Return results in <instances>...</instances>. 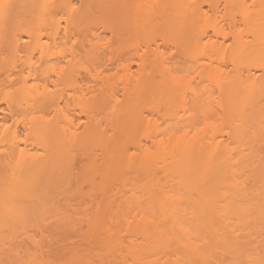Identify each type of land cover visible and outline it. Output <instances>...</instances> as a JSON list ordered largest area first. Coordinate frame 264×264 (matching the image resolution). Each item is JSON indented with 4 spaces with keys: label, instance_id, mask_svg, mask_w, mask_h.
I'll return each instance as SVG.
<instances>
[{
    "label": "bare ground",
    "instance_id": "obj_1",
    "mask_svg": "<svg viewBox=\"0 0 264 264\" xmlns=\"http://www.w3.org/2000/svg\"><path fill=\"white\" fill-rule=\"evenodd\" d=\"M107 1L108 0H83L82 6H80V8H77L74 7L76 5H73L74 1L72 0H53V2L51 0H0V253L4 254V251L6 253L11 250V252H9L8 254L11 253V255L13 256L14 253V256L16 255V257L18 258L20 257L21 253L18 252V250L16 249L17 247L14 246L16 247L15 251L13 248V242L17 241L16 239L19 238L14 236L17 233V236L20 235L21 238L26 239L27 241L29 240L28 242L32 244V246L36 245V252L34 251V249H32L33 251L30 250V248L27 249V251L29 250V253L30 251L32 252L30 253L31 255L28 253L26 254L28 256H24L29 259H26V263L24 260V264L52 263L50 262V260L48 263L44 261L45 259L47 261V259L49 258L47 256L49 252L46 255L41 252L44 256L48 257H42L43 259L45 258L43 261L38 258L37 253L38 255L42 254L36 248H40V251H43L45 249H43L44 246H42L41 248V245L39 244V241L37 239H39L40 237L43 238L44 236H40V234L38 235L40 237L37 238L38 236L34 237L37 234L34 235L33 233L39 231L38 229L40 228L38 227L43 223L41 219L45 218L46 220V218L52 216L51 214L55 216L59 214V211L62 209H59L58 207L60 202L59 196L62 195L64 191L68 192L70 190L67 188H69V186L72 187V180L76 181L78 179V177L76 178V176H78L76 174L79 173L81 169L79 168L80 171L77 170V172L75 173V152H77L78 150L80 151V153L82 152L81 155H79L80 153L78 151V154L75 157H83L87 153H89L88 155H86L87 159L90 156L88 160H92L95 157L96 160L98 157L97 155H100L97 154V148H101L102 152L103 149L105 150L106 141L107 143L108 141H110L111 145L109 143L108 146L111 150L109 151V149H106L107 151L105 150V152L108 155L106 157L105 153L102 156L104 158L101 159L106 165H109L110 163L112 164V162H109L108 159L109 157L112 158L111 156H113L114 151L117 152L115 153V155H117H114L115 157L109 160L113 161V159H115L114 161H116V163H114L117 165V168L119 167V170L121 169V167L123 168V166L127 165L132 168V166L134 165L133 168H135L139 174L144 171L143 174L146 173L150 181L152 179H158L155 180L156 182H150L148 180L149 183L147 182V185H149L148 188L146 187V189H150L149 193L153 192L150 193V195H153H149L152 200V205L151 203H145L146 208L144 209L146 210H144V212H147L144 213L143 216L140 215L142 217L138 215L137 218H134L135 221L131 218V220H133L131 222L130 218H127V220L122 216H118L120 209L123 206H129L128 200H126V205L121 206L125 203V201L122 204L121 202L120 204H118V201L117 204L119 205V207L118 205H115L117 207L114 208L116 213L114 212V216L111 215L113 219H109L112 220V224H110L111 226L107 223L110 215H108V218H106L107 221L103 219V213L101 214L103 218H100L99 215L95 216L92 220H90L91 218H89L88 224L91 231L93 230L97 232V230L99 229L98 231L100 234L103 233L104 235H106L105 239L103 237L104 235H98L99 237H103L104 241H106L105 243H107V240L109 239V242L113 241V243L111 244V247H113V249L111 250L109 247L110 244L108 246V244H105L103 242V239H100L101 241L98 239L100 245H103L104 243L106 247L105 251H101H108L107 253L109 255H113L111 260V256L108 257L109 255L107 253V255L104 254L107 258L105 256H102L101 254V257L103 259L100 258L99 261H102H98L99 263L105 261L104 264H119L118 262H121L122 260L120 264H182L183 262L187 264H264V2H261L263 0H256V3L254 2L255 5L253 4L252 0L251 2H249V0L247 2H245L246 0H240V2L237 0H225L226 12H228L227 9L229 7L230 13L234 15L239 13L241 15V21H244L243 23L241 22L242 25L245 26L244 28L241 26L244 31L241 30L242 28H239V31L241 33L236 32V29H234L233 31L232 27H236L234 25H230V29L234 32L232 33L230 31V34V32L227 33L226 30L220 28V26L217 27L216 23L213 26L212 23L207 21L212 26L210 27L214 30L215 34H218L217 36L223 35L224 39L229 38L231 35H233L231 37H234V41L232 40V44H230L228 48L226 47L230 50L226 51V48L224 49V44H220L221 46L223 45L222 48L219 44H217L218 47L220 46L217 50H222V52L216 51L217 54L219 53V56L217 55V57H215L216 59L211 57L213 60H217L219 58V62L221 60V57L222 62L228 61V59L231 60V64L235 65L233 68V70L235 71L233 72L234 75L232 72H230L232 74H230V76L229 73L226 72L227 77H225V75H221L222 73L225 74V70L223 71L220 68L219 70L218 68H213V70L211 69L210 75L208 74V77L210 79H213L212 81H214V84L212 85L216 84L215 86L216 88H218L217 90H220L219 92H221H218L219 96L221 97L219 98L220 100H216V103L219 104H217L218 109L222 112V122L218 119V123H216L215 120H212L204 124V127L202 126L201 128H197L196 126H194V131L193 129L188 130L183 127L184 129H186V131H179L182 133H179V135H176V132H173V134H170L172 136H170L169 139L168 137H163L165 136L164 130H158L157 135L155 133V136H153L154 138L151 136V141L149 139L150 137H147L145 139L146 141L149 139L151 146L145 145L146 142L144 143V145H142V141L140 142V146L137 145L139 148L135 144L137 150H140V152L138 150L139 153L138 155H136L139 157H135L136 159L133 158L135 155H133L132 157V153L127 152L125 146L126 144H123V150L121 149L122 146H120L121 148L118 147V145L121 144V142H119L120 139L115 142V138L118 136V134H120V132H117L123 130L124 127L126 128L132 125L128 119H130L134 114L132 113V111L134 108H136V106H133L131 108H129V106V109H124L128 105L123 106L124 108L122 106H119L121 109H119L120 111H118L121 114H119V112L116 110L118 112L117 114L113 109V113L120 117L116 119L117 121H114V115L111 114L112 109H109L110 113L107 111V114H111L112 116H110L112 117V119H114H111V123H108L109 120L107 121L109 126L108 128H115L117 122L116 128H112V130H110L111 132L113 131L111 134H109L110 132L107 133L108 131H106L107 125L105 129L102 125H100L102 121L100 122L98 117L95 116L91 118L92 120L89 119L90 122L85 124V126L82 124L83 126L81 129L80 126L77 127L78 124L75 125L72 122L73 120L69 118L66 112L64 113L65 110L62 109V106H60L61 103H67L68 97H65V92L59 90L60 92L56 91L58 92L57 94L51 89L53 91L52 92L49 90L50 87L46 83L51 79L53 74L55 76L57 75L59 81L60 79L62 80V83L66 82V84L68 85L71 84V79H75L73 77H75L78 69L77 64L79 62H77L78 60L76 58L78 52L76 54L75 51L72 53L73 58L66 61V67L61 65V59H59V57L64 58V55L62 54L63 52H60L61 55H59L58 57L57 53H55L56 48L54 49L53 47L57 46L55 44H53L52 46L51 44H49L50 50H55L54 52H50L48 44L44 43L43 41L44 37L57 39L59 38L57 36L61 35L64 32L63 35H66L65 38H68V36H70V33L74 32L73 34H76L80 30L79 28H81V26L83 25V20H85V23H87L88 19L86 18L89 17L90 21L94 16V12L105 10V8L108 7L109 3H107ZM127 1L128 0H126V2ZM202 1L204 3L205 0H201V3ZM208 1L209 0H207V2ZM257 1L261 2V5L260 3H257ZM15 2L17 6L15 5ZM126 2L125 0H123L121 4H124ZM212 2L210 1L209 3H211V6L214 7L215 5H218L219 1L217 0L216 2L215 0H213ZM110 3H112V0L110 1ZM151 3L147 6L149 7ZM187 3L188 0H181V2L180 0H159L158 3H155V5H158L156 6V8H159H157L156 11V8L153 7V9H155L151 10L153 11V13H151H158V16H163L162 13H164L165 15L171 13L167 15V20L165 19L166 16H163L164 19L160 16L158 18H160V21L161 19L162 21L166 20L165 22L170 24H173L175 22L172 27L179 29L178 32L180 33V35H185L187 33L185 32L186 29H194L193 34L195 39H201L199 41L202 44H199L201 45L199 47H201L202 49H206V47L211 46V52L215 51L217 46H213V43L204 42L203 45L202 39L204 38L205 33L202 30L203 26L201 27L200 23L203 19L206 20V15L205 13H203L204 10L201 6L202 4L199 3V1H194L192 5ZM127 4H124L123 6L125 7V9L129 10V5L126 6ZM246 4H248L249 7L248 5L246 6ZM258 5L260 6V8H258ZM11 8L12 10H10ZM172 8H174V10L170 12ZM230 8L231 10H234V12L235 10L237 12H231ZM59 10L67 12V15L69 16L67 23L70 28L67 26L65 28H60V26H62L60 25L61 19L56 18L55 16L56 11ZM14 11L16 12L13 13ZM26 11L29 13V15L32 13V19L31 21H27L24 24L23 22H25L26 19H24L21 14H24L23 16H25ZM35 11L39 13L38 18L36 16H33L35 14ZM12 15H14L15 17L14 20L12 19L13 21L11 20V17H13ZM225 15L227 16L228 14ZM174 16L176 17V19L174 18ZM237 16L239 17V15H236V17ZM8 17L12 22H16V18L19 19L18 17H21L18 23V27H15L16 23L15 25H13L14 23L9 22ZM171 17H173V19H170ZM227 17H229V15ZM184 18L187 20H185ZM232 18L233 17L230 16V20ZM180 19L183 20L180 21ZM6 20L8 21V23L6 22ZM34 20H36L37 22ZM20 21L23 22L21 23ZM190 21L192 22V24ZM31 22L32 24H34L32 25ZM154 22L156 23L155 20ZM235 22L236 20L234 18V23ZM9 23H12L13 27ZM8 24L12 27V30H9L10 27H8ZM21 24L23 25V29L20 26ZM26 24H28L29 26L25 27ZM179 24L181 28L178 26ZM190 24L191 26H193L191 27ZM197 24L200 25H198V27L196 28ZM19 26L20 31H17L19 29ZM14 28H16L17 30ZM245 28L247 32H245ZM61 29L64 30H62L61 32ZM198 29L199 32H201L200 35ZM14 30H16V32H18L19 34L13 33ZM182 30L184 31V33H181ZM4 32H6L7 34ZM10 32L11 35L9 34ZM8 35H10V37ZM24 36L26 38H22ZM249 37H251V40H249ZM5 40H7V42ZM206 43L208 44V46ZM32 46L34 47L32 48ZM5 47L7 53L4 52ZM32 49H36L37 52L39 51L40 53L39 57L35 56L36 59L33 56ZM2 51L4 52V54H6L4 55ZM22 51H26L29 56L24 57L22 55L24 57L23 58L20 55L23 53ZM153 51L154 49L150 47V50H145L142 54H140L141 56L137 55L138 61L141 63L145 62V65H149L150 63V66L153 65V67L159 66V64L162 63L159 62V58L161 57L159 53ZM37 52H35L34 54H36ZM216 52H213L211 54H214L216 56ZM74 53L76 55H74ZM148 53L152 54L148 55ZM130 54L124 57H114L110 59V66L112 65L113 67H119V69L121 68V70L127 72V75H130V77L127 76L130 78H128L129 81L131 79H134L132 78L133 74L130 73L133 65L137 64V62L135 61L137 52L134 56L133 54ZM226 54L230 56H227ZM30 55L32 56L30 57ZM224 55H226V60L224 59ZM147 56H149L150 58H147ZM32 58H34L35 60ZM63 58L61 61H63ZM241 68H244L243 70L246 69V75L242 72V70L240 72L239 69ZM236 70H239V73ZM125 72L123 73L125 74ZM211 74L213 76H211ZM57 77L56 83L58 81ZM63 79L66 81H63ZM172 79L174 80L175 78ZM134 80H136L134 81L135 83L137 82L138 85L140 84L138 90H140V88L142 89V85L143 88L147 86L146 88H151L152 90H154L155 87L157 88L158 86L155 83L156 81L151 73L138 76V78ZM76 82L78 83L77 80ZM131 82L129 83H134ZM42 83L44 84V86L41 85ZM46 84L48 85L49 89L47 88ZM134 86H136V84ZM80 89L82 92L83 88L80 87ZM195 92L193 91L192 93L196 97H199V94L197 92V94H195ZM203 98L204 100L208 99L205 98V95H203ZM118 103L119 102H117V104ZM99 105L100 104L97 105V109L92 111L93 113L105 110L104 107H102V104L101 108H99ZM110 105L111 104H109V106ZM118 105H120V103ZM109 106H107V108H109ZM113 106L111 105L110 108H112ZM98 108L100 109V111ZM114 108H116V105ZM135 111L137 110L135 109ZM103 112L106 113V111ZM139 117L140 118L137 121L140 124L144 122L143 126L146 125V127H148V121H146V117ZM95 118L97 119V121ZM143 118L144 121L142 122ZM183 119L185 118L178 120L177 124L182 123V121L184 122L186 120ZM123 121H125L126 123H124ZM127 122L129 123V125ZM145 122L147 123L145 124ZM101 126L105 129V132ZM121 126L123 129L121 128ZM183 128L181 130H184ZM116 129H118V131ZM115 130L117 131L116 133L114 132ZM190 131H192L193 133L190 134ZM113 133H115L116 135ZM226 135L227 139H225ZM118 138L119 136L117 137V139ZM137 142L139 144V141ZM93 149L96 152L94 153L96 154L94 155V158H92L93 153L90 155ZM125 152L129 153V155ZM124 155L126 156L124 157ZM127 155L128 159H126ZM78 160L80 164V159ZM106 161H108V163ZM81 163L82 165L80 164L81 166L79 167H81L82 170L85 171L83 168V161ZM96 163L97 164H94L95 166L99 165L97 161ZM114 163L113 166H115ZM105 164L103 166L101 162V165H99L101 167V172H97V174L100 173L102 175L104 173L103 175H105V173L107 172L105 171V168L107 170V166H105ZM95 166H93L94 169ZM99 166H96L98 167L96 171H99ZM89 167L91 166L89 165L86 171L91 169ZM116 167L110 168H113L115 170L114 173L116 175H119L120 178L126 177V175L128 174L130 175L129 172L131 170H128V174H125V176L123 174V176L121 177L120 172L122 171L115 169ZM241 168L245 173L242 172ZM109 170L110 169L108 168V171ZM134 170H132L133 173L131 172L130 176L134 174ZM83 171L79 173L81 175H79V177L81 178L85 173ZM158 172H164L162 175L166 173L167 175L165 174L164 176L167 179L170 178L168 180L174 179L177 181L178 179H180V182L178 181L177 183L179 186L181 185L180 188L182 190L185 189L184 191L187 192L191 190V192L197 191L195 194L191 192L187 194L188 196L198 195V199L195 198V200L191 198L192 200L189 199L188 202L183 199L181 200L182 202L180 201V205V203L176 202V200H174L171 195H168V192H171V190L165 189L167 185L166 182L168 180L165 182L166 185L163 182L161 183L162 180L160 179H164V177L162 178V176H158ZM138 173L136 176L137 180H139ZM100 174H98V176ZM143 174L139 177L144 178ZM105 176H102L104 179L100 180L107 181L105 182L107 184L110 183L109 180L105 178ZM99 177L97 179H99ZM81 178L79 179L81 180ZM136 178L134 179L136 180ZM88 180L90 181L89 178ZM89 181L87 183L91 182ZM78 184L79 183H77V185ZM103 184L104 183H102V185ZM95 185H97V183ZM158 185H160L161 187H159ZM98 187L101 188L102 186L100 185ZM98 187L95 186L93 189ZM65 189H67L68 191H66ZM188 196L187 198H189ZM183 201L187 204H185ZM183 203L184 205H182ZM64 205L68 207L67 203ZM64 205H61V207H64ZM178 205L183 208H179L180 206ZM185 206H187L188 208H186L185 210H188L187 212L190 211V213L186 212L188 214L187 218H182L180 216L181 212L176 213L175 208L176 210H178L179 208V210H182L183 212ZM125 208L126 207H124V209ZM190 208H192V210ZM116 209H118V212ZM123 210L121 212H125V210ZM64 212H67L66 208ZM108 213L110 214V212ZM60 214H64L65 216V213L61 212ZM34 217L36 218L35 220ZM114 218L116 219L115 222H113ZM238 218L244 220L246 224H250L253 227L250 226V229L248 228V226L243 228V225L241 227L240 224L234 226V224L232 223V219H237L239 221ZM183 219H188L190 222L194 223L193 227L195 228V230H192L193 232H191V229H189V227L192 226L188 225V223L190 222L186 220L187 222L185 221L184 223ZM29 221L32 223H29ZM134 222L136 223V225ZM113 223H115V225H113ZM125 224L127 230L126 228H124L125 226H123ZM183 224H186L187 228L184 227ZM24 225L25 229L24 227H22ZM107 225L112 229L114 226V230L111 231V229L108 228ZM239 226L243 230L240 229ZM21 227L24 230H21ZM26 227L29 228V230H33L31 228L34 227L35 231L31 233V236L28 235L30 237H26L27 235L24 234L25 232H29ZM122 229H124V231H128L129 233L127 232V235L130 234L132 238L131 240V238L128 237L129 244L126 242V239V243L124 241L122 242V245H129H124L125 247H127V253L123 249L124 246L122 247L121 245V241L123 240H121V235L125 236L123 233L126 234V231L124 232L122 231ZM41 230L43 232V228L40 229V231ZM241 230L243 232H241ZM21 234L24 235L21 236ZM108 236H110L109 239L107 238ZM14 237L15 240L13 241ZM244 238L246 239L244 240ZM7 240H9L8 242H10L11 244H13L11 245L9 243V245H7ZM41 241L44 242V238ZM256 242L257 245H255ZM102 245L100 247L104 246ZM106 245L108 246V248ZM5 246H11L12 248L8 247L6 249ZM120 247L121 249H123V251L120 249ZM5 249L8 251H6ZM120 250L122 252H120ZM48 251H50V249H48ZM109 251L111 253H109ZM123 252L126 254V259H121L122 254L124 255ZM75 257L76 256L74 255L73 258L75 259ZM104 258L107 260V263ZM72 259L71 264L76 261L74 259L73 261ZM116 259L119 260L116 261ZM76 262H79V260ZM21 263L22 262L20 260V264Z\"/></svg>",
    "mask_w": 264,
    "mask_h": 264
},
{
    "label": "rangeland",
    "instance_id": "obj_2",
    "mask_svg": "<svg viewBox=\"0 0 264 264\" xmlns=\"http://www.w3.org/2000/svg\"><path fill=\"white\" fill-rule=\"evenodd\" d=\"M51 1L53 2V0H51ZM72 1H74L73 5L74 4L76 5L74 7H77V8L78 7L80 8V6H82V4H83V0H72ZM110 1L111 0L107 1V3H109V4H108V7L105 8V10H102V11L99 10V11L94 12L93 13L94 16L92 14L93 17H92V19L90 18L91 19L90 21H89V17L86 18V19H88L89 23L87 21H86L87 23H85V20H83L85 24L82 23L83 24L82 25L80 23L82 26H81V28H79L80 30L78 32H77L78 29L76 30V32H77V33L75 32L76 34H73L74 32L70 33V36H68V38H65L66 35L64 36L63 35L64 32H63L61 35L57 36L59 38L56 37L57 39H51V38H46V37H44V39H43L44 43L48 44V48H49L50 52H54L55 50L51 51L49 44H51V46L53 44H55L57 46V47H55V46H53V47H54V49L56 48L55 53H57L58 57L63 52L62 53L64 55V58L62 57L63 61H61L62 60L61 57H59V59H61L60 64L63 65L64 67H66V61L73 58L72 53L76 51V54H77V52H78V55H76L74 53V55H76V58L78 60L77 62H79V63L77 64L78 69H77V72L75 74V77H73L75 79H73V80L71 79V81H72L71 84L68 85V84H66V82L62 83L61 79H60V81H61L60 82L57 75L55 76L53 74H52L51 79L48 82H46L50 87V89H49L48 85L46 84L47 88L50 91L53 90L54 92H56V91L60 92L62 90V92H65L64 94L66 96L65 95L64 96L68 97L67 103L64 102L63 104L62 103L60 104V106H62V109L65 110V111L63 110L64 113L66 112L68 114L69 118L73 120L72 122L75 125L78 124L77 127L80 126L81 129H82L83 125L85 126V124L90 122L89 119L93 118V116L98 117L100 122L102 121L100 125H102L105 129H106V125H107L106 131H108L107 133L110 132L109 134H111L113 131L111 132L110 130H112L113 127H111V129L108 128L109 127L108 123L112 122L111 121V119H112L111 114L114 115L115 120L112 119L114 121H117L116 119L120 118L118 115H115V113H113L114 110L118 111L119 109H121L119 106L123 107V106L128 105L125 108L123 107L124 109L128 108L129 106H130L129 108L136 106V108H134L133 111H135V109H136L137 111H135V112H137V113L132 111V113H134V114L133 115L131 114L132 117L130 119H128L132 125L130 127H126V128L122 125L124 127V129H123L121 126V128L123 130L118 131V129H116L118 132L116 130L114 131L115 133L120 132V134H118L119 138L117 139L118 136L115 138V142L120 139L119 142H121V144L118 145V147L122 146V148L121 147L120 148L123 150V148H124L123 144H126L125 146H126L127 152L132 153V155H131L132 157H133V155H135L133 157L134 159H136L135 157H137V158L139 157L136 155H138V153L140 152L139 149H138L139 152L137 150V147L140 146V142L142 141L141 142L142 145H144V143L146 142L145 145L151 146V143H150L151 136L152 137L155 136V133L157 135L158 130H164L165 136H163V137L164 138L168 137V139H169V137L172 136L170 134L171 133L173 134V132H176V135H179V133L182 134L179 131L184 132V131H186V129H188V130L193 129V131H194L195 130L194 126H196L197 128H199V127L201 128L202 126L203 127L205 126L204 124H206L212 120H215L216 123H218L217 121L222 119L221 118L222 112L218 109L219 104L216 103L217 102L216 100H220L219 98L221 97L218 94V92L220 90L219 91L217 90L218 88H216V86H215L216 84L212 85V84H214V81H212L213 79H210L208 76L210 75L211 69L213 70V68H215V69L218 68V70H219V68H220L223 71L225 70L224 71L225 74L222 73L221 75H223V76L225 75V77H227L226 72H228L229 75L231 74L230 72H232V73L235 72L233 70L235 65L231 64L232 62L229 59H228V61H225V62L223 61L224 62L223 63L222 57H221L220 62L218 61L219 58L217 60H213L211 57L216 59L215 57H217V55L219 54V53L217 54L216 51L222 52V50H217L221 46L220 44L225 45L224 49L226 47L228 48V46H230V44H232V40L234 41V37H231L233 35H231L230 37L228 35L229 38L224 39L223 35L217 36L218 34L217 35L215 34L214 30L211 28L212 26L210 25V23H212L213 26L216 23L217 27L220 26V28H223L224 30H226L227 33L230 31L232 33H234L233 32L234 29H236L235 30L236 32L241 33L239 30L242 27L243 28L245 27L244 25H242V23L244 21L243 22L241 21V17H240L241 15L239 13H237L235 15L230 13L229 7L227 9L228 12H226L225 0H218L219 1L218 5H215L214 7L211 6V3H209L210 1L212 2L213 0H209L208 2H207V0H205L204 3H203V1L201 3V0H188V3L190 5H192L194 1L195 2L199 1V3L202 4L201 6L204 10L203 13H205V15H206L205 16L206 20L202 18L205 21L202 20L203 21L202 22L200 20L201 21V23H200L201 27L203 26L202 30L205 33V36L202 39L203 45H204V42H208V43H213L212 44L213 46H217L216 50L211 52V48H210L211 46H208L207 43L206 44L208 47H206V49H202L201 47H199V46H201L199 44H202L199 41L201 39L200 38L195 39L194 34H193L194 29L189 28V30H187L186 29L187 25H186L185 32H187V33L185 35H180V33L178 32L179 29L172 27V25L175 22L173 24L172 23L171 24L166 23L165 21L167 20V15L171 14V13H168L166 15L164 13H162L163 16H166L165 21H162V19L160 21V18H158V17L160 16L162 18L163 16H161V15L158 16V13L152 14L153 11H151V10H154L156 8V6H158V5H155V3H158L159 0H148V1L147 0H131V1L128 0L127 2L125 0L126 3H124V4L128 3L126 6L129 5L128 6L129 10L125 9V7L123 6L124 5L123 3L121 4V2L123 0H112V3L114 5L112 3H110ZM161 1H163V0H161ZM215 1L217 2V0H215ZM237 1L240 2V0H237ZM247 1L248 0H246L245 2H247ZM252 1H253V4L255 5L256 0H252ZM180 2H181V0H180ZM249 2H251V0H249ZM261 2H264V0ZM261 2L257 1V3H260V5H261ZM150 3H151V5L149 6L150 7L149 8L147 5H149ZM184 3H185V1H184ZM15 5H16V2H15ZM247 5L248 4H246V6ZM250 5H251V3H250ZM153 7H155V8L153 9ZM248 7H249V5H248ZM157 8H159V7H157ZM157 8L155 9L156 11H157ZM258 8H260V6ZM10 10H12V8ZM24 10H27V9H24ZM127 10H128V13H127ZM173 10H174V8H172L170 10V12H172ZM230 11L234 12V10H231V8H230ZM15 12L16 11H14L13 13H15ZM235 12H237V11L235 10ZM17 13H18V11H17ZM154 13H156V12H154ZM25 14H26L25 16H23L24 14H21L22 17L24 19H26L25 22L22 21L24 24L27 21H31V19H32V16H31L32 13L29 15V13L26 11ZM122 14H123V18H122ZM225 14H228L229 17H227L228 15L226 16ZM230 14H232L234 16H232ZM38 15H39V13H37L35 11V14L33 16L34 17L36 16L38 18ZM236 15H239V17L237 16L238 19H237ZM12 16L14 17V15H12ZM55 16H56V18L61 19L60 25H62V26H60V28H62V27L65 28L66 26L70 28V26H68V23H67L68 19H69L67 12L59 10V11H56ZM176 16H178V15H176ZM230 16L233 17L231 20H230ZM13 17H11V20L15 19V17L14 18ZM18 18L19 19L16 18V22H12L13 20L10 21V19L8 17L9 22L14 23L13 25H15V23H16L15 27L16 26L18 27V25H19L18 23H19V20L21 17H18ZM23 18H22V20H23ZM174 18L176 19L175 16H174ZM234 18L236 20V22H235L236 24L234 23ZM163 19H164V17H163ZM170 19H173V17H171ZM36 20H34V21H36ZM154 20L156 21V23L154 22ZM182 20L180 19V21H182ZM185 20H187V19H185ZM188 21H189V19H188ZM207 21H209L210 23ZM230 21H231V24H230ZM237 21H239V22H237ZM6 22L8 23L7 20H6ZM7 23H5V24H7ZM12 23H9V24L12 26ZM207 23H209V24H207ZM31 24H32V22H31ZM191 24H192V22H191ZM191 24H190V26H191ZM200 24H197L196 28ZM10 25L8 26V27H10V29L9 28L8 29L12 30L13 26L11 27ZM230 25L236 26L235 28L232 27L233 31L230 29L231 28ZM20 26L22 27L23 25L21 24ZM20 26H19L18 30L16 28H14V29H16L17 31H20ZM26 26H29V25L26 24L25 27ZM178 26L180 27V24ZM199 28H200V26H199ZM243 28L241 30H243ZM22 29H23V27H22ZM16 30H14L13 33H18V32H16ZM62 30H64V29H61V32H62ZM183 30L181 31V33L182 32L184 33ZM195 31H196V29H195ZM198 32H199V29H198ZM231 32H230V34H231ZM245 32H247L246 28H245ZM4 33H6V32H4ZM200 33L201 32H199V35H200ZM9 34L11 35V32ZM243 34H245V33H243ZM10 35H8V36L10 37ZM207 35H208V37H207ZM8 36H6V37H8ZM251 37H249V40H251L250 39ZM22 38H26V37L24 36ZM5 41L7 42V40H5ZM214 43H215V45H214ZM217 44H219L220 46L218 47ZM222 46H221V48H222ZM33 47L34 46H32V48ZM150 47H152V49H154V51L159 53V55L161 57V58H159L160 59L159 62H162V63H160L161 65L159 64V66H157V67H153V65L150 66V63H149V65H147V64L145 65L144 64L145 62L141 63L138 61L137 55L141 56L140 54H142L147 49L150 50ZM227 48L225 49L226 51L230 50ZM51 49H52V47H51ZM6 51L7 50L5 47L4 52H6ZM4 52H3V54H4ZM25 52H23L20 55L21 56L23 55L24 57L29 56L27 54V52L26 53ZM35 52H37V50L32 49L33 56L36 59V57L40 56L39 55L40 53L38 51L36 54H34ZM136 52H137V54H136ZM213 52L214 53L216 52V56L214 54L213 55L211 54ZM32 53H29V54H32ZM130 53L133 54V56L136 54L135 61L137 62V64L133 65V68H132L131 73H130V74H133V76L131 75L132 78L136 79V78H138V76H142V75H146L147 73L148 74L151 73V75L154 77V79L156 81L155 83L158 85L157 88L155 87V89L153 88L154 90H152L151 88H146L147 86H145L143 88V85H142V89L140 88V90H138V87L140 84L138 85L137 82L135 83L134 81H136V80H134V79H131L129 81L128 78L130 77V75H127L126 74L127 72L121 70V68L119 69V67L117 68V67H113L112 65L110 66V59L111 58L124 57L126 55H129ZM228 53H229V51H228ZM149 54H152V53H148V55ZM57 55H55V56H57ZM226 55H224L225 60L227 59ZM31 56L32 55H30V57ZM227 56H230V55H227ZM30 57H29V59H30ZM34 58H32V59H34ZM147 58H150V57L147 56ZM29 59H26V60H29ZM138 63H139V65H138ZM109 68H110V70H109ZM243 69L241 68L239 70H240V72L242 70V72L246 75V71H245L246 69L245 70H243ZM119 70H120V72H119ZM239 70H236V71L238 72ZM123 72H125V74ZM233 75H234V73H233ZM127 76H129V77H127ZM211 76H213V75L211 74ZM56 77L58 78L57 80L59 81V83L57 81L58 84L56 83ZM172 78H175V79L173 80ZM209 79L212 82H210ZM76 80L78 81V83L76 82ZM63 81H66V80L63 79ZM128 81L134 82L133 84L134 85L136 84L137 89H136V86H134L133 84H130ZM137 81H138V79H137ZM54 82H55V84H54ZM41 85L44 86L43 83ZM159 85H161V86H159ZM80 87L83 88L82 92H81ZM54 88H55V90H54ZM193 91L194 92L196 91L199 94V97H196L192 93ZM58 92H56V93L58 94ZM196 92H195V94H197ZM219 93H221V92H219ZM83 94H85V95H83ZM203 95H205V98H208V99L211 98V99H209V101H208V99L204 100ZM117 102H119L120 105H118L119 103L117 104ZM98 104H100L99 108H101V104H102V107H104L105 110L101 109L102 111H100V109L98 108L99 111L102 113L98 112L97 110L96 111L98 113L97 112L93 113L92 111L97 109ZM109 104H111L112 106L114 105V106L112 108H110L111 105L109 106ZM115 105H116V108H114ZM105 106H106V108H105ZM107 106H109V108H107ZM109 109L110 110L112 109L111 110L112 113L108 115L107 111L110 113ZM103 111H106V113ZM117 111H116V113L118 114V112L120 110L118 112ZM67 114H66V116H67ZM119 114H121V113L119 112ZM62 115H64V114H62ZM142 115L144 116V118L146 117V119H147L146 121H148V124H147L148 127H146V125L143 126L144 118L142 120L143 123H141L142 125L137 121L140 118L139 116H141V118L143 117ZM122 117H123V115H122ZM128 117H126V118H128ZM219 117H220V119H219ZM182 118H185L186 120L183 119V120H185L184 122L182 121V123L177 124L178 120H180ZM63 119H64V116H63ZM123 119H125V118H123ZM96 121H97V119H96ZM107 121H108V123H107ZM123 122L126 123L125 121H123ZM221 122H222V120H221ZM97 123H99V122H97ZM113 123H115V122H113ZM146 123L147 122H145V124ZM149 123L151 126L149 125ZM116 125H117V122H116ZM116 125H115V128H116ZM128 125H129V123H128ZM183 127H185L186 129H184ZM115 128H113V129H115ZM117 128H118V126H117ZM182 128L184 130H181ZM105 129H104V132H105ZM115 133H113V134H115ZM192 133L193 132L190 131V134H192ZM105 136H107V135H105ZM147 137H150L149 138L150 141H149V139L147 141L145 140ZM225 139H227V135L225 136ZM166 140H167V138H166ZM104 141H106V140H104ZM137 141H139V144ZM109 143H110V141H108V143L106 141L105 150L106 149H109V151L111 150L110 147L108 146ZM112 144H113V142H112ZM135 144H136V146L137 145L138 146L136 147ZM110 145H111V143H110ZM135 147H136V149H135ZM114 148H116V147H114ZM98 149H99V147L97 148V150L95 148V150L97 151V154H100V155H97L98 156L97 159L100 161V163L97 159L95 160L96 157L94 155H96V154H94V153H96V152L94 151V149L90 153V155L93 153V157L91 156L92 158L95 157L92 160L91 159L88 160L90 158V156L87 159L86 155H88L89 153H87L85 155L86 157L85 156L75 157L78 154L79 150L77 152H75L76 153V155L74 156V158H76L75 159L76 161L74 162V166L76 167L75 173L77 172V170L80 171V169H81L80 172L83 171L82 168L79 167L82 165V163H81L82 161H83V165H84V167L83 166L82 167L85 170L83 172H85V173L83 174L84 178L83 177L81 178V177H79L80 172L78 171L79 173L76 174V175H78V176H76V178L78 177V179H77L78 182H77V180L76 181L72 180V183H73V184H71L72 187L69 186V188H67L70 190L68 191L67 189H65L68 192L64 191L65 193L63 192V194L60 195L61 198L59 196V201L60 202L62 201V202H61V204L59 202L58 207H59V209L62 208L64 211L66 208L67 212H64L61 209L59 211V214H58L60 216H58V215L55 216V215L51 214L52 216H49L48 218H46V220H45V218L41 219L43 221V223L41 221L42 225L39 226L38 228H40V229L43 228V232L45 231L44 233L42 232V230L40 231V229H38V230L41 233L37 230L36 231L38 233L34 232L35 231L34 227L31 228L33 230H29V228H27L28 226L26 227L29 230V232H27L28 234L26 232L25 233L23 232L24 234L27 235V236L25 235L26 237H30L32 232H34L33 233L34 235L37 234L34 237H37L40 234H41L40 236H44L43 237L44 242L41 241L43 238H41L40 236H38L37 238L40 237L41 239L39 238L40 240L39 239H37V240L39 241L41 248H42V246L45 247V248L43 247V249H45V250H43L45 253L43 251H40L41 250L40 248H36V249H38L39 252L40 253L42 252L44 255H46L48 252L50 254L48 253V255H47L49 257L48 258L47 256H44L42 253H41L42 255H40V254L38 255V253H37V256L40 260L43 261L47 257L48 258L47 261H46V259L44 261L48 263L50 260V262H52L50 264H67V263L71 264V259L75 255L76 257H75V259L74 258L73 259L76 261L79 260V262L75 261L72 264H75V263H78V264H104L105 261L99 263L100 261H102V260L99 261V259L100 258L103 259L101 257V254H102V256H105L104 254H106L108 252L107 250H106L107 252L101 251V250L105 251V249H106V247L104 245V243L106 242V241H104L106 235H104L103 233L100 234L98 231L99 229L97 230L98 234H97V232H95L93 230L91 231L89 224H88L89 218H91L90 220H92L95 216H98V215L101 218L102 217L101 214L103 213L104 218L103 217L102 218L105 221H107L106 218H108V215H110L108 218V222H107L108 225H110V224H112L111 223L112 220H109V219L112 218L111 215L114 216L113 215L115 212L114 208H117L115 205L120 204V202L122 204V203H124V201H125V203L122 204L121 206L126 205L127 204L126 200L129 201V203H128L129 206L126 205V206H123L121 209L119 208L120 212H119L118 216H122L124 219L130 218V220H131V218L132 219L137 218L138 215L143 216L144 213L147 212V211L144 212V210H146V209H144V208H146L145 203L150 204L152 202L151 197H149V195H150V193H153V192L149 193L150 189H146V187L148 188V185H149V184L147 185V182L149 183V181H150L147 177V174L146 173L143 174L144 171L142 173L140 171L141 174H139L138 171L135 168H133L134 165L132 166V168H130L129 166L126 165V166H123V168L121 167V169L119 170V167L118 168L116 167L117 165L115 164L116 163V161H114L115 159H113V161L109 160V159H112L113 157H115L117 155V154L115 155V153H117V152H114V151H113V156H111L112 158H110V157H109V159L107 158L109 162H112V164L110 163L111 166H110V164L106 165L104 163V161L101 160L102 158H104L102 156L106 152L104 149L102 152H101V148L99 150ZM79 153H80V151H79ZM81 153L79 155H81ZM126 154L129 155V153H126ZM107 155L108 154L106 153L105 156L107 157ZM128 155H127L126 159H128ZM125 156L126 155H124V157ZM80 157H82V158H80ZM106 157H105V159H106ZM78 159H80L81 165L79 164ZM92 161H93V163H92ZM96 161L98 162L99 165H101V162H102L103 166H104V164H105V166H107V170L105 168V171H107L106 172L107 175H106V173H105V175L107 177L105 175H103L104 173L102 175L100 173H98V174H100L99 175L100 177L98 176L97 172H101L100 171L101 167L99 165H96V166H99V171L98 170L96 171V169L98 168L94 165V164H97ZM108 161H106V162L108 163ZM76 162H77V164H76ZM90 163H92V164H90ZM113 163L115 164V166H113ZM123 164H126V163H123ZM89 165L91 166V167H89L91 169L86 171V169H88L87 167ZM93 166H95V169L93 168ZM110 167H116L115 169L122 171V172H120L121 177L123 176V174H124V176H125V174H128L127 172H129L130 170H131L129 172L130 175H131L132 170L135 169L136 171L134 170L135 175L132 174V176H130L128 174V175H126V177L120 178L119 175H116L114 173L115 170L113 168H110ZM108 168L110 169L109 171H108ZM241 170H242V168H241ZM239 171H240V168H239ZM136 172L139 174V176L143 174L144 178H141L138 176L139 180H137V178H136L137 173ZM242 172H243V170H242ZM93 173L95 174V176ZM116 173H117V171H116ZM158 173H159V174H157L158 176H160V177L162 176V178L164 177V179L159 178L160 180H162L161 183L163 182L165 184V182L168 179H170V178H168V179L165 178L164 175L166 173L164 175H162L164 172L163 173L158 172ZM243 173H245V172H243ZM90 176H91V178H90ZM102 176H105V178H107L110 183L107 184V183H105L107 181L100 180V179H104ZM145 176H146V178H145ZM98 177H99V179H97ZM79 178H81V180ZM88 178L90 179V181L93 178L92 179L93 182L92 181L90 182L88 180ZM132 178H133V180H132ZM134 178H136V180ZM157 179H154V180L152 179L151 181L153 182ZM94 180L95 181L97 180V181L95 182ZM179 180L180 179H178L176 181L173 179V180H168L166 182L167 185L166 184L165 185L168 188L165 187V189L171 190V192H168V190H167V192L169 193L168 195H171L173 197V199L176 200V202L180 203V205L182 202L181 200H183V199L186 202H188L189 199H191V198H193V199L197 198L198 199V195L197 196L196 195L188 196L187 193L191 192L192 190L189 192L184 191L185 189L182 190L180 188L181 185L179 186L177 184ZM88 181L90 183H87ZM74 182H75V184H74ZM77 183H79V184L77 185ZM96 183H97V185H95ZM102 183H104V184L102 185ZM105 184H107V185H105ZM100 185L102 186L101 188L98 187ZM95 186L98 188L93 189ZM158 186L161 187L160 185H158ZM196 192L197 191L191 192V193L195 194ZM61 193H62V190H61ZM67 193H68V196H67ZM63 195L67 196L68 198L63 196ZM151 195H153V194H151ZM154 195H155V193H154ZM189 195H191V194H189ZM156 196H157V194H156ZM156 196H155V198H156ZM187 196L189 198H187ZM118 201H119V203L117 204ZM66 203L68 204V207L66 205H64ZM184 203L182 205H184ZM185 204H187V203H185ZM188 204H190V203H188ZM61 205H64V207H61ZM151 205H152V203H151ZM180 205H178V206H180ZM118 207H119V205H118ZM124 207H126V208L124 209ZM179 208L182 209L183 207L180 206ZM179 208H178V210H176V208H175V212L176 213L181 212L180 216L182 218L183 217L187 218V215H188L187 213H190V211L187 212L188 210L187 211L185 210L187 208V206H185L183 212H182V210H179ZM123 209L125 210V212H121ZM190 209L192 210V208H190ZM116 210L118 212V209H116ZM193 211H194V209H193ZM61 212L65 213V216H64V214H60ZM108 212H110V214ZM48 215H50V214H48ZM142 216H140V217H142ZM178 218H179V216H178ZM35 219L36 218L34 217V220ZM238 219H239V221L237 219H232L233 220L232 223L234 224V226L240 224L241 227L243 225V228L248 226V228L250 229L251 227H253L250 224H246L244 222V220H241L240 218H238ZM44 220H45V222H44ZM115 220L116 219L114 218L113 222H115ZM186 220L188 222H190L188 219H186ZM186 220H184V223ZM132 221L133 220H131V222ZM134 221H135V219H134ZM29 223H32V222L29 221ZM190 223H192V222H190ZM190 223H188V225L189 226L192 225L191 227L193 229L191 227H189V229H191L190 231L193 232L195 230V228L193 227L194 223H192V224H190ZM186 224H183V226L186 227L187 226ZM25 225L22 226V227H24V229H25ZM108 225H107V227L110 228L111 231L114 230V226L112 229L110 227L111 225L110 226H108ZM113 225H115V223H113ZM135 225H136V223H135ZM123 226H125L124 228H126V230H127L126 224ZM22 227H21V230H24V229H22ZM239 228H240V226H239ZM35 229H37V228H35ZM240 229H242V228H240ZM242 230H241V232H243ZM122 231H124V229H122ZM244 231H247V230H244ZM20 232H22V231H20ZM127 232L128 231H126V234L122 232L125 236L121 235V240L123 239L121 241V245H122L123 241L125 242V239H126V242L128 243V240H129L128 237L131 238L130 234L127 235L129 233V232L128 233ZM24 234H21V236ZM99 234L101 236L104 235L103 236L104 239H103V237H99L100 236ZM28 235H30V236H28ZM14 236L20 238V239L19 238L16 239L17 241H14L15 240V237H14V239H13L14 244L13 243L12 244H13L14 251H15V248L17 247L16 249L18 250L19 253H21L20 254L21 258L16 257V255L14 256L13 252H12L13 256L11 255V253L8 254L9 252H11V250L9 252H6V253L4 251V254L0 253V256H1L0 257V264H4V263L5 264H12V263L13 264H20V260L24 264V260H25V263H26V259L29 260L28 258L24 257V256H28V255H26L29 253L28 252L29 250L27 251V249H29V248H30V250L34 249V251L36 252V250H35L36 245L35 246L33 245L34 246L33 247L32 244H30L28 242L29 240L27 241L26 239L21 238L20 235L17 236V233ZM25 236H24V238H25ZM109 237L110 236H108L107 238L109 239ZM107 238H106V240H107ZM98 239L99 240L103 239V242H104L103 245L104 246L101 244L103 247H100L101 245H100ZM245 239L246 238H244V240ZM131 240H132V238H131ZM8 241L9 240H7V242ZM109 241H110V239L107 240V243H105V244H108V246L110 244L109 247L112 250L113 247H111V244L113 243V241L112 242H109ZM11 242H12V239H11ZM9 243L10 242H8L7 245H9ZM42 244H44V245H42ZM124 245L129 246L127 244H124ZM124 245H122V247ZM255 245H257V242L255 243ZM14 246H16V247H14ZM108 246H107V248H108ZM125 246L123 248L124 251H126V248H127ZM8 247L5 246L6 249ZM9 248H12V247L10 246ZM48 249H50V251H48ZM120 249H121V247H120ZM123 249H121V250L123 251ZM121 250H120V252H122ZM6 251H8V250H6ZM32 251H30V253ZM15 253H17V252H15ZM109 253H111V252L109 251ZM112 253H113V251H112ZM126 253H127V251H126ZM110 256L111 255H109L108 257H110ZM112 256H111V260H112ZM42 257H45V258L43 259ZM22 258H23V260H22ZM123 258H125V259L127 258L125 253H124V255L122 254L121 259H123ZM118 260L116 259V261H118ZM121 262H122V260H121ZM121 262L119 261L118 263L120 264ZM106 263H107V260H106ZM182 264H187V263L183 262Z\"/></svg>",
    "mask_w": 264,
    "mask_h": 264
}]
</instances>
